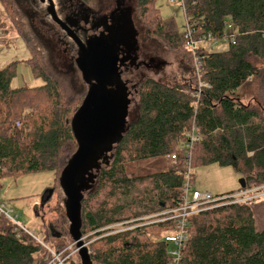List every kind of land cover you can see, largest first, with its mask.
<instances>
[{
  "label": "trees",
  "instance_id": "16d2710c",
  "mask_svg": "<svg viewBox=\"0 0 264 264\" xmlns=\"http://www.w3.org/2000/svg\"><path fill=\"white\" fill-rule=\"evenodd\" d=\"M106 1L68 4L81 2L97 9ZM155 2L138 0L136 6L145 37L175 54L192 55L185 34L174 20L161 18ZM0 3L7 20L14 14L20 22L16 30L29 48V65L35 77L44 81L39 87L13 89L14 66L0 70V179L54 172L60 174V187L61 174L78 150L71 122L87 95V85L78 69L76 78L52 69L45 46L17 0ZM184 5L195 40L207 36L217 42L229 40V48L224 52L198 49L200 76L193 69L191 82L169 85L149 78L139 82V100L135 110H129L127 131L109 163L95 171L93 189L84 194L82 237L90 243L93 264L170 262V247L152 239L147 228L173 230L174 222L148 224L153 221L144 223L142 218L181 206L189 162L180 146L188 133L199 138L190 162L194 172L200 166L230 167L242 176L245 187L215 196L219 202L191 219L182 264H264V229H257L255 201L233 204L228 199L264 188V0H184ZM228 32L232 34L227 36ZM173 155H177L175 162ZM47 192L52 196L43 195L45 204L54 189ZM153 192L157 195L150 200ZM131 193L133 198L127 200ZM121 198L126 200L120 203ZM60 208L53 210L59 219L49 224L51 238L70 237L64 204ZM133 219L130 227L135 229L114 234L105 230ZM59 246L55 249L62 251L64 246ZM40 256V245L0 218V264H47Z\"/></svg>",
  "mask_w": 264,
  "mask_h": 264
},
{
  "label": "rangeland",
  "instance_id": "374dc122",
  "mask_svg": "<svg viewBox=\"0 0 264 264\" xmlns=\"http://www.w3.org/2000/svg\"><path fill=\"white\" fill-rule=\"evenodd\" d=\"M17 1L21 6L22 13L26 17V22L31 26L33 32L40 41L44 43L43 46H45L44 48L48 52V59L52 69L59 74L76 78L77 68L71 57L75 59L78 57L77 48L70 43L67 38L62 36L64 34H59L61 30L57 29V27L50 22L48 7L41 6L38 2L39 0ZM125 1L134 8L138 3V0ZM115 2L116 0L106 1L97 9L98 13L100 15L110 13L115 8ZM155 7L159 10L162 19L174 20L180 33L185 34L187 32L188 22L182 4L171 5L170 0H156ZM0 15V23L3 24V28H1L0 25V70L8 66H14L15 74L11 81V87L13 89L42 86L44 81L35 77L29 65V60L31 58L29 48L26 42L19 36L18 30H16L20 22L17 19L14 20L16 18L14 14H12L11 19L7 20L1 3ZM140 26L142 25L140 24ZM142 27L146 33L145 27ZM231 34V32H228L227 36ZM61 39L64 40L62 44L60 43ZM199 41L200 40H195L194 38L195 43ZM229 43V40L220 41L218 43L209 42L204 43L202 48L211 52H224L228 50ZM141 44L142 46L139 51L140 59L148 60L150 57H154L158 61H164L165 64L156 71H148L146 69H140L138 72L133 71L131 77L133 84L141 82L143 77H148L169 85L180 82H191L193 79V69H197L195 58L197 51L195 54H190L192 56V58H190L186 50V56L185 54L178 55L164 48L160 42H156V45L143 42H141ZM213 45L215 46L212 49ZM65 49L69 51L70 55L64 54ZM249 81H253V78ZM245 91L248 93L246 88ZM243 92V90L238 91V94L242 95ZM138 100L139 97L137 96L133 98L130 112L135 110ZM109 161L110 158L108 159V163ZM102 165L104 166L107 164L102 163ZM194 173L193 189L200 193H209L215 197L238 191L241 187L242 176L230 167H220L219 165L200 166L195 169ZM59 176L60 174L57 175L54 172H40L22 174L18 177H3L0 179V202L5 203L8 209L14 211L13 215L16 217L18 224L23 225L31 233L37 234L47 246L58 248L60 247L59 245H63L65 249L69 248L70 252L73 253L76 248L72 247L75 243L70 237L62 239L51 238L52 234L49 224L59 219L58 213H55L53 210H57L58 208L61 210L60 206H63L65 201V196L58 186ZM50 189H54V194L51 201L45 204L43 203V195L46 199L50 193L45 192ZM156 195L157 192H153L149 199H154ZM133 196L134 194L131 193L127 200H131ZM125 200V198H121L120 203H123ZM63 209L62 207V210ZM254 212L257 221V229L261 231L264 229V197L255 202ZM149 216L151 215L145 216L142 219ZM133 220L126 222L128 223V227H130L132 223H135V220ZM147 231L154 240H162L166 235V231L159 226H149ZM82 239L86 246L90 244L87 241V237H82ZM64 248L62 247V249ZM40 257L45 260L47 259V253L43 248L42 256ZM80 263L81 260L79 255H74L72 257V264Z\"/></svg>",
  "mask_w": 264,
  "mask_h": 264
},
{
  "label": "water",
  "instance_id": "95a60500",
  "mask_svg": "<svg viewBox=\"0 0 264 264\" xmlns=\"http://www.w3.org/2000/svg\"><path fill=\"white\" fill-rule=\"evenodd\" d=\"M41 1L49 3L48 12L53 21L77 44L79 55L76 66L83 82L89 87L71 122L78 150L61 174L60 187L65 196L69 234L76 244L81 264H93L82 239V202L84 194L95 185V171L99 173L102 163H108V154L112 153L127 131L131 102L128 94L124 93L126 89L120 78L114 41L102 37L81 41L59 19L54 1ZM112 86H116L117 91ZM241 187H245L244 180Z\"/></svg>",
  "mask_w": 264,
  "mask_h": 264
},
{
  "label": "built area",
  "instance_id": "2783aa9c",
  "mask_svg": "<svg viewBox=\"0 0 264 264\" xmlns=\"http://www.w3.org/2000/svg\"><path fill=\"white\" fill-rule=\"evenodd\" d=\"M171 5H184V0H170ZM187 32L185 33L186 46L191 53L195 54V52L202 47L204 43L209 42H217L212 39L211 36H207L200 40L198 43L194 42V25L188 21ZM231 27L229 26V29ZM232 38V37H231ZM218 43V42H217ZM215 45L212 46V49ZM197 63V74L200 76L199 70V61L197 55L195 56ZM203 86V84H201ZM199 141V138L193 133H188L187 138L182 142L180 149L183 150L187 156L189 165L188 170L185 176V181L182 187V199L181 206L177 209H167L163 210L156 215H151L142 221H153L148 222V224L155 223H168L174 222L173 230H166V235L162 241L169 246V256L171 258L168 264H182L183 259V246L188 241L189 238V227L190 221L194 216L199 215L202 212L209 210L208 206L219 202L216 197L209 193H200L193 189V173L194 169L191 167L192 160V149L194 144ZM172 160L177 161V155L172 156ZM263 190V191H262ZM243 191L236 193L234 195L228 196L229 200L233 204H243L249 202H256L260 198L264 197V188ZM262 191V192H261ZM14 211L12 209H8L7 205L3 202H0V218H5L12 224H14L19 230L23 231L25 234L29 235L38 245H40L47 253V264H70L72 257L78 254V249L76 244H73L72 247L76 249L70 252L69 248L63 249L62 251H57L53 247L47 246V244L37 236L35 233H31L28 231L23 225H20L16 221V217H14ZM136 227H128V223L122 222L119 224L111 225L107 227L105 230L114 233H121L128 230L135 229ZM86 245V244H85Z\"/></svg>",
  "mask_w": 264,
  "mask_h": 264
},
{
  "label": "flooded vegetation",
  "instance_id": "af4514ba",
  "mask_svg": "<svg viewBox=\"0 0 264 264\" xmlns=\"http://www.w3.org/2000/svg\"><path fill=\"white\" fill-rule=\"evenodd\" d=\"M53 1L59 19L63 21L81 41L86 42L90 39L98 37L105 39L109 38V40L111 39L114 41L118 56L120 78L126 89L124 93L128 94V100L132 104L133 98L135 96L139 97V82L137 84H133V80L131 79L132 72H138L140 69L156 71L165 64L164 61H158L154 57H150L148 60L140 59L139 51L142 46L141 42L156 45V41L145 37V30L142 26H140L136 18L137 7L135 6L134 8L125 0H116L115 8L110 13L100 15L97 11L98 8H88L81 2H77L75 5H70L68 3H71V0ZM38 2L41 6H47L49 8V3L47 1L44 3L39 0ZM49 20L55 27H57V29L61 30L59 34H64L62 36L67 38L70 43L76 46L79 53L77 44L70 38L66 31L53 21L50 14ZM62 42L64 43L63 39L60 40L61 44ZM64 54L70 55L67 49L64 50ZM77 58L75 59L71 57L75 65ZM147 78L148 77H143L141 80ZM88 88L89 87L87 85V89ZM112 89L117 91L116 86H112ZM110 156L111 153L108 154V158H110Z\"/></svg>",
  "mask_w": 264,
  "mask_h": 264
}]
</instances>
